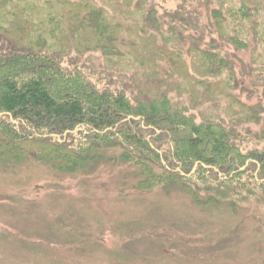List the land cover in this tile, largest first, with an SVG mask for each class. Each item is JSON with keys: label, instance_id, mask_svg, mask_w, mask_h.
Masks as SVG:
<instances>
[{"label": "trees", "instance_id": "16d2710c", "mask_svg": "<svg viewBox=\"0 0 264 264\" xmlns=\"http://www.w3.org/2000/svg\"><path fill=\"white\" fill-rule=\"evenodd\" d=\"M30 154L264 207V0H0V160Z\"/></svg>", "mask_w": 264, "mask_h": 264}, {"label": "rangeland", "instance_id": "374dc122", "mask_svg": "<svg viewBox=\"0 0 264 264\" xmlns=\"http://www.w3.org/2000/svg\"><path fill=\"white\" fill-rule=\"evenodd\" d=\"M96 167L0 160V264H264L256 196L209 204L175 183L137 187L125 163Z\"/></svg>", "mask_w": 264, "mask_h": 264}]
</instances>
